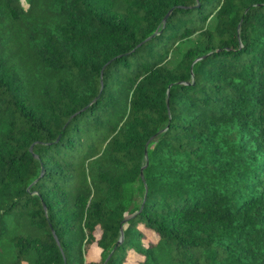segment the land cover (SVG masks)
<instances>
[{"label":"trees","instance_id":"16d2710c","mask_svg":"<svg viewBox=\"0 0 264 264\" xmlns=\"http://www.w3.org/2000/svg\"><path fill=\"white\" fill-rule=\"evenodd\" d=\"M131 251L264 264V0H0V264Z\"/></svg>","mask_w":264,"mask_h":264},{"label":"rangeland","instance_id":"374dc122","mask_svg":"<svg viewBox=\"0 0 264 264\" xmlns=\"http://www.w3.org/2000/svg\"><path fill=\"white\" fill-rule=\"evenodd\" d=\"M173 53L174 51H171L169 53V56L171 58L175 57ZM97 258H98V248L94 244H91L85 253V259L86 260H96ZM138 259H140V256L134 253L133 251H131L127 254L123 264H137Z\"/></svg>","mask_w":264,"mask_h":264},{"label":"water","instance_id":"95a60500","mask_svg":"<svg viewBox=\"0 0 264 264\" xmlns=\"http://www.w3.org/2000/svg\"><path fill=\"white\" fill-rule=\"evenodd\" d=\"M141 173V172H140Z\"/></svg>","mask_w":264,"mask_h":264}]
</instances>
